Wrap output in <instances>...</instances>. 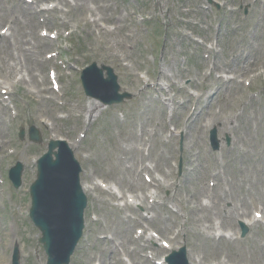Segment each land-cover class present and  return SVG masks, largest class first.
<instances>
[{"label": "rangeland", "instance_id": "374dc122", "mask_svg": "<svg viewBox=\"0 0 264 264\" xmlns=\"http://www.w3.org/2000/svg\"><path fill=\"white\" fill-rule=\"evenodd\" d=\"M40 1L30 4L26 0H0V31L3 25L10 27L9 41L0 40V80L6 74L13 80L19 70L26 73L24 67L21 69L22 58L18 54L21 46L30 47L32 59L37 62L36 81L55 64L65 89L64 98L58 100L62 105L57 100L34 95L30 88L23 96L28 106L19 111V118L4 116L0 110V118L4 120L0 123L3 134L0 139L7 154L0 160V168L4 172L15 161L24 165L19 189L7 181L11 194L0 185V241L4 240L0 243V263L8 264L11 247L19 242L21 264H44L45 255L37 241L39 233L30 223L23 202L29 201L26 189L35 178L34 159L46 150V140L55 135L72 145L83 167L81 180L86 185L99 180L122 193H131L135 187L136 191H144L147 188L143 186L148 185L137 173L141 167L149 169H144L141 176L148 175L157 185L159 197L167 202L165 209L154 210L158 218L153 226L157 229L165 225L161 221L164 217H169L170 222L159 241L164 239L174 248L185 245L187 256L194 254L206 264H264V0H225L226 4L218 10L205 9V0H83L74 9L76 16L69 6H62L65 11L60 14H34L45 4ZM245 8L249 9L247 16L243 15ZM135 9L159 19L154 25L160 33L159 42L155 43L156 64L150 65L149 70H154L152 76L162 92L139 83L137 70L145 68L146 62L141 43L129 36L135 32V24L130 20ZM60 17L68 24H62ZM87 18L96 19L98 26L93 30L99 27L105 30L100 37L98 31H91L90 22L75 30L76 20ZM44 26L50 31L58 29L59 37L49 42V49L40 41L38 45L34 43ZM163 29L162 41L159 37ZM69 30H75L71 38L81 41L80 48L72 52L83 53V58L78 63L61 54L59 58L68 60L69 64L59 66V58L49 59L38 69L44 56L68 47L64 34ZM191 33L209 41L213 48L186 45L183 39L187 40ZM92 61L113 67L122 90L133 93L134 98L122 106L102 108L85 97L78 83V68ZM124 62L128 65H123ZM212 64L221 71L219 75L236 74L238 81L222 85V79L214 78V71L207 75ZM257 74L258 78L247 86V81ZM189 79L196 83L189 87ZM182 85L186 89L179 90ZM27 88V84L18 85L19 96ZM189 91L195 96L189 95ZM208 93H212L209 100ZM55 110L56 117L68 116L53 123L56 134L38 124L45 120L52 128V122L44 115H53ZM192 112H195L194 121L186 122ZM78 115L82 117L78 119ZM213 123L229 129L223 134L220 125H216L222 142L221 148L214 152L208 144V128ZM30 125L39 129L42 144L29 141ZM19 126L26 131L21 142L17 140ZM82 132L85 137L80 139ZM180 142L183 165L179 175ZM10 151L15 153L9 155ZM213 174L219 180L215 181L218 186L211 189L209 182ZM156 179H160L159 183ZM15 193L23 197L21 205H17ZM87 195L84 237L71 264H122L110 240L99 238L102 235H111L117 247L132 252L129 257L133 264H141L135 255L136 244L131 245L136 230L132 223L143 210L151 215L154 212L134 207L121 210L108 203L115 197L99 187ZM144 204L149 207L146 201ZM176 206L181 212L170 209L177 210ZM19 211L24 215H19ZM125 215H131L126 222L122 220ZM93 217L100 222L93 223ZM238 220L255 221L244 239L239 238ZM139 224L135 222V226ZM216 225L227 230H212L214 237L228 239L231 234L236 242L226 244L210 239L211 229L206 238L201 235L208 226ZM147 227L152 229L151 225ZM175 236L177 239L172 244ZM155 247L161 248L152 244ZM168 253L163 249L154 261Z\"/></svg>", "mask_w": 264, "mask_h": 264}, {"label": "water", "instance_id": "95a60500", "mask_svg": "<svg viewBox=\"0 0 264 264\" xmlns=\"http://www.w3.org/2000/svg\"><path fill=\"white\" fill-rule=\"evenodd\" d=\"M94 69L95 66H92L84 73L87 94L105 103L120 100L106 99L97 92L104 82L101 79L102 70ZM106 82H110L113 92H116L111 76ZM50 153L39 162V179L32 187V218L43 233L41 242L49 254V264H63L81 235L85 199L78 184L79 168L73 163L71 155L63 146H60L55 161Z\"/></svg>", "mask_w": 264, "mask_h": 264}, {"label": "bare ground", "instance_id": "6f19581e", "mask_svg": "<svg viewBox=\"0 0 264 264\" xmlns=\"http://www.w3.org/2000/svg\"><path fill=\"white\" fill-rule=\"evenodd\" d=\"M66 3H67V1L66 0H64ZM83 0H74V5H73V7H75V8H78L81 4H79V2H82ZM94 22H95V20H94ZM24 58L26 59V55L30 58L31 57V54L30 53H28V52H26V51H24ZM43 62V61H42ZM37 65V64H36ZM28 66H31V65H28ZM241 77H244V75H242ZM0 89H2V85L0 86ZM0 92H1V90H0ZM190 121L191 122H193L194 121V118L192 117V118H190ZM223 132H229V129L228 128H223ZM248 224H250V223H248ZM194 257L192 256L191 258H190V264H196V263H194L193 261H192V259H193ZM200 261V260H199ZM199 261H198V263L197 264H199Z\"/></svg>", "mask_w": 264, "mask_h": 264}]
</instances>
